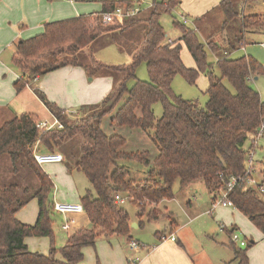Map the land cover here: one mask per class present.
I'll return each mask as SVG.
<instances>
[{
	"label": "trees",
	"instance_id": "1",
	"mask_svg": "<svg viewBox=\"0 0 264 264\" xmlns=\"http://www.w3.org/2000/svg\"><path fill=\"white\" fill-rule=\"evenodd\" d=\"M179 3L180 0H152L145 16L143 12L104 22L103 11L132 3L102 0L100 11L46 22L41 33L15 43L12 62L20 71L14 82L17 92L37 77L68 65L81 66L89 76L105 70L111 72L114 84L99 103L81 106L77 111L85 113L74 120H69L62 108L35 88L39 100L62 127L40 130L32 113L16 115L0 126V155H8L12 177L7 184L0 185V264H82L83 248L93 246L98 237L120 235L130 240L128 213L114 200V194L125 195L143 215L144 203L173 197L175 180L183 187L202 180L214 197L219 189H227L232 176L242 177L228 191L227 198L264 237V199L245 181L250 152L245 144L250 140L251 148L255 145L253 138L264 117V101L249 81L262 68L252 56L235 55L250 39L249 35L264 33V12L255 10L264 0H220L218 6L225 16L221 24L225 45L212 39V34L201 40L197 29L178 22L180 37L167 41L159 17ZM140 24L142 34L131 44L128 63L106 64L97 58L92 49L96 39L116 30L123 34ZM227 24L239 27L238 35L227 31ZM109 41L115 39L111 37ZM182 44L195 61L194 68L184 66L180 56ZM207 50L214 61L207 60ZM140 62L145 63L148 79L135 80L127 87V80L135 77V67ZM199 72L208 79L204 105L172 95L175 75L180 73L194 83ZM224 79L232 90L224 85ZM156 102L162 107L159 117L153 110ZM90 108L92 113L87 114ZM105 117L111 133L100 127ZM123 127L147 134L155 153L125 149L126 137L118 130ZM36 142L40 151L61 153L67 165L82 171L91 186L80 197L88 226L73 232L58 250L53 247L52 214L58 213L51 199L54 184L33 158ZM123 159L144 164V175L138 179L131 177L129 167L119 163ZM256 171L255 167L253 177L258 186L264 187V171L261 180L256 179ZM32 199L38 204L37 219L33 224L23 223L15 214ZM158 215L147 211L148 219ZM170 219L174 225V219ZM232 229L235 227L228 232ZM26 237H47L49 252L29 250ZM230 247L233 258L226 264H250L246 248L236 247L232 241Z\"/></svg>",
	"mask_w": 264,
	"mask_h": 264
},
{
	"label": "rangeland",
	"instance_id": "2",
	"mask_svg": "<svg viewBox=\"0 0 264 264\" xmlns=\"http://www.w3.org/2000/svg\"><path fill=\"white\" fill-rule=\"evenodd\" d=\"M140 1L142 2L144 10L142 16H145L147 13L145 10L150 8L152 0ZM181 1L183 3L182 7H180ZM234 1L242 3L244 0ZM218 2L212 9L208 8L205 10L204 18L202 17L200 21H197L195 16L199 11L204 9L203 3L198 2V0H180V3L174 9L162 13L159 17V23L167 35L166 38L168 37L171 40H175L180 37V28L176 22L183 24L180 15L185 14L188 18V23H185V26L192 29H198V36L201 40H205L206 37L204 36L205 34L203 31L212 29V33H210L212 34V39L222 45H225L223 41L225 33L221 27L225 16L218 6ZM255 10L264 12V4L260 7H256ZM142 26L143 25L140 24L131 27L123 34L116 30L100 36L92 44V49L95 52V55L98 56L100 61L106 64L128 63L130 60L131 44H134L135 41L140 39ZM227 26V31H232L238 35L239 27H231L232 25L228 24ZM111 37L114 38L115 41H109ZM249 38L250 39L243 47L244 50L242 49L236 51L237 53L235 55H249L260 63L262 72L256 75V79H251L249 82L251 86L259 92L261 98L264 99V45L261 44V42L264 44V34H259L253 38L249 35ZM180 56L185 67H195V61L184 44H182ZM207 60L214 61V56L209 50H207ZM11 65H13V68L16 69L13 62ZM110 73L111 72L106 70L100 71L93 76H89L86 73L87 75H85V79L88 81L94 78L90 83L101 84L105 82L104 79L112 77ZM216 73L218 72L216 71ZM147 79L148 72L145 63L140 62L135 67V77L129 78L126 85L127 87H130L135 80ZM111 80L113 86V77ZM223 83L226 87L232 90L231 85L226 79L223 80ZM207 87L208 79L203 72L198 73L194 83L188 82L186 78L179 73L175 75L172 80L171 93L172 95L181 96L184 99L197 100L199 104L204 105L207 99V95L205 94ZM153 110L155 116L159 117L161 115L162 107L160 102L153 104ZM86 112L87 114L92 113V109H87ZM84 113L75 111L65 112L64 115L69 120H74L79 119L84 115ZM48 119H50V117ZM107 123L108 122L105 117L100 127L104 132L111 133L112 128ZM118 130L126 137L125 149H147L151 154L155 153V146L151 142L148 135L143 131L139 129H129L128 127H123L122 129L119 128ZM250 145L251 142L248 140L245 144V149H250V152L253 153L255 167L257 170L255 177L257 180H261V174L264 171V136L258 138L256 144L252 148ZM59 163L65 166L68 170V174L71 172L70 178L73 185L77 188H75L77 193L79 191L82 195L88 189H91L87 177L82 171L69 167L65 161ZM119 163L127 165L130 169L131 177L135 179L141 178L147 168L144 164L133 160L123 159L120 160ZM48 164L51 163H46L42 166L47 170ZM11 180L12 177L9 157L7 154H2L0 155V185L7 184ZM172 193V198L163 199L160 203H144L146 205V212H144L143 215H139L137 205L131 202L128 198L120 204V207L128 213L131 239L139 241L141 244L146 246H151L154 243H157L159 238L156 233L160 232V234L167 236L169 234V227L172 226L170 219L172 218L177 222V225L173 228L175 229V231H173L175 237L177 235V237L186 244L189 255L191 259L196 262V264H226L233 258V253L230 247V233L228 230L234 226L236 227V232L239 234L240 239L245 241V245H239L238 243H234V245L236 247L247 249L250 264H264V237H262V233L253 225L248 217L243 215L235 207L227 206L225 208L222 205H218L211 211V213L208 212L207 210L210 208L211 202L217 201L220 199V196L216 195L213 198V195L209 194V191L202 180H196L184 187L180 185L178 180H175L172 184ZM259 195L262 199H264V191L260 192ZM34 200L35 201L30 203L28 202L27 206L31 204L37 205L36 199ZM142 201H145V199H142ZM149 210L158 213V217L156 219H148L147 211L149 212ZM59 215V213L52 214V230L54 233L53 247L57 250L64 244L66 238L72 234L73 227L77 225L74 224L68 232H65L61 228L63 218ZM189 219H191L190 224H186V227L184 226L181 228L182 223H186ZM217 221H219L218 224ZM133 223H138L139 227L135 228L132 226ZM221 223H223L226 228L220 229ZM109 238L110 239H107L104 236L98 237L93 246H86L83 248L84 264H101V257L109 259L119 252H123L121 241L119 242V239L122 240L123 238H121L120 235H111ZM251 240L253 243H250ZM48 242L50 245L49 239ZM114 251H116V253ZM59 255L60 254L57 253L56 257H59Z\"/></svg>",
	"mask_w": 264,
	"mask_h": 264
},
{
	"label": "crops",
	"instance_id": "3",
	"mask_svg": "<svg viewBox=\"0 0 264 264\" xmlns=\"http://www.w3.org/2000/svg\"><path fill=\"white\" fill-rule=\"evenodd\" d=\"M218 1L220 2V0H198V2L203 3L204 9L195 16L197 21H200L202 17L204 18V11L208 8L212 9ZM182 4L181 1L180 7H182ZM101 7L102 0H0V126L22 113H32L37 117L38 121L52 119L50 111L35 94V88L43 92L49 101L55 103L65 112H75L81 106L94 105L103 99L105 94L112 88V77L104 79L105 82L101 84L90 83L94 78L87 81L85 79L87 74L81 66L68 65L37 77L34 82L29 83L25 88L17 92L14 88V82L19 78L20 71L17 67L15 69L11 65L14 45L19 39L29 38L41 33L46 22L100 11ZM180 18H186L185 23H188V18L185 14H181ZM203 33L205 34L204 36H207L212 33V29L204 30ZM259 34L264 33H253L251 37L253 38ZM170 40L167 37V41ZM261 44L263 43L261 42ZM243 47H240L237 51L242 50ZM256 78L257 76L255 75L252 79ZM261 100L264 101L263 98ZM47 115L50 119H48ZM41 168L55 184L51 197L52 201L80 203V197L83 194L81 195L79 191L77 193V188L73 185L70 178L71 172L68 174V170L63 164L56 162L48 164L47 170L43 166ZM209 194L212 195L211 193ZM32 201L35 200L32 199L29 203ZM37 205H24L16 212V218L23 223L33 224L37 219ZM224 207L226 208L227 206ZM210 209L211 206L207 211ZM59 216L64 218L62 214ZM72 217L74 222L71 224L70 229L74 224H77L73 227L72 233L89 224L88 217L84 211L75 213ZM174 221L175 224L169 227L167 236L174 234L173 231L175 229L173 228L177 225L176 220ZM190 222L191 219L186 221V223H182L181 228L186 227ZM218 223L219 221H217ZM133 226L136 228L139 227V224L133 223ZM160 236L161 234L157 237L159 238ZM109 237L106 238L110 239ZM120 237L123 238L122 240L119 239L123 252H119L109 259L101 257V264H130V260L136 257L139 259L134 264H196L191 259L186 244L177 235L174 241L170 239L159 240L151 246H146L138 241L140 247L137 251L129 248L127 237ZM131 238L130 236V240ZM25 243L31 251L42 254H47L49 251L50 245L47 237H26ZM114 252L116 253V251ZM83 260L82 264H84Z\"/></svg>",
	"mask_w": 264,
	"mask_h": 264
},
{
	"label": "built area",
	"instance_id": "4",
	"mask_svg": "<svg viewBox=\"0 0 264 264\" xmlns=\"http://www.w3.org/2000/svg\"><path fill=\"white\" fill-rule=\"evenodd\" d=\"M130 3H132L130 6H126L125 4L117 6L113 11H103L101 16L102 20L104 22L109 21L113 17L117 18H129L132 16H135L143 11L142 7V2L140 0H128ZM182 22H186V18H181ZM171 41V40H170ZM263 45V44H262ZM52 115V114H51ZM36 127L39 128L40 130L46 131L49 130L53 127L56 128H61L62 124L59 122V120L52 115L51 120H40L36 122ZM264 136V117L261 118L259 127L257 129L256 134L254 135L253 138V143L256 144V141L258 138ZM39 143L36 142L34 147H33V158L36 161V163L40 166L46 164V163H56V162H62L64 161V157L61 153L59 152H49V151H40L39 148ZM246 170H245V181L246 185L256 189L258 192H263L264 187L263 186H258L255 178L253 177L255 173V162L253 158V153L249 152L247 158H246ZM239 180H243L242 177H235L232 176L230 182L227 184V189H219L218 193H215L216 195L220 196V199L217 201H213L211 204V209L208 211H212L216 206L222 205V206H233L232 201H230L227 198V193L228 191L232 188V186ZM214 196V197H215ZM213 197V198H214ZM127 197L122 196L119 193L114 194V200L118 203H123ZM53 208L56 212L60 213L63 215V223L61 225V228L64 231H67L70 229L71 224L74 222L73 214L79 213L83 211V207L81 203H69V202H60V201H54L53 202ZM226 226L224 224H220V229H224ZM165 239H170L171 241L176 240V237L174 234H170L169 236L163 235L161 237V240ZM230 239L233 243H238L239 245H245V241L240 239L239 234L236 232V228L232 229L230 232ZM129 248L133 251L139 250L140 243L136 240H129ZM139 258H132L130 261V264H134L135 262L138 261Z\"/></svg>",
	"mask_w": 264,
	"mask_h": 264
},
{
	"label": "water",
	"instance_id": "5",
	"mask_svg": "<svg viewBox=\"0 0 264 264\" xmlns=\"http://www.w3.org/2000/svg\"><path fill=\"white\" fill-rule=\"evenodd\" d=\"M132 226H133V224H132Z\"/></svg>",
	"mask_w": 264,
	"mask_h": 264
},
{
	"label": "bare ground",
	"instance_id": "6",
	"mask_svg": "<svg viewBox=\"0 0 264 264\" xmlns=\"http://www.w3.org/2000/svg\"><path fill=\"white\" fill-rule=\"evenodd\" d=\"M252 79V78H251Z\"/></svg>",
	"mask_w": 264,
	"mask_h": 264
}]
</instances>
